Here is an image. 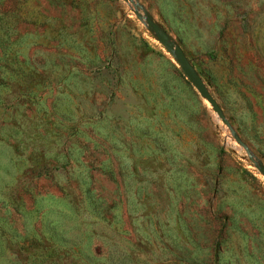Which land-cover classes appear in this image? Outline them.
I'll use <instances>...</instances> for the list:
<instances>
[{
  "label": "rangeland",
  "instance_id": "obj_1",
  "mask_svg": "<svg viewBox=\"0 0 264 264\" xmlns=\"http://www.w3.org/2000/svg\"><path fill=\"white\" fill-rule=\"evenodd\" d=\"M263 171L264 0H0V264H264Z\"/></svg>",
  "mask_w": 264,
  "mask_h": 264
},
{
  "label": "water",
  "instance_id": "obj_2",
  "mask_svg": "<svg viewBox=\"0 0 264 264\" xmlns=\"http://www.w3.org/2000/svg\"><path fill=\"white\" fill-rule=\"evenodd\" d=\"M125 1H131V0H125ZM134 15L135 17L145 23L147 28L151 30L155 37L157 38L158 42L165 48V50L173 57V59L176 61L178 66L180 67L181 71L185 75V77L188 79V81L192 84V86L195 88L197 93L204 99L207 100V102L211 105L213 111L217 114V116L223 121L225 125L229 127V124L225 117L222 114L221 109L216 104V102L213 100V98L208 93L202 79L194 69V67L191 65L190 61L182 51V49L174 44L171 40L169 35L162 31L155 23L154 21L147 16L146 13L143 11H140L137 7H134ZM232 132V131H231ZM264 174V171H263Z\"/></svg>",
  "mask_w": 264,
  "mask_h": 264
}]
</instances>
